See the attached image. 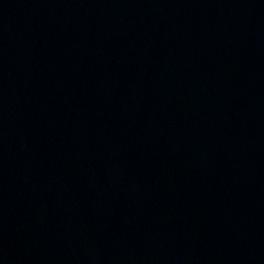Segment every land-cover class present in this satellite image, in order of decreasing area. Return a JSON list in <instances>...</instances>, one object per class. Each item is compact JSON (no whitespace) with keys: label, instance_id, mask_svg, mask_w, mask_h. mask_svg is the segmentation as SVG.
<instances>
[{"label":"water","instance_id":"1","mask_svg":"<svg viewBox=\"0 0 264 264\" xmlns=\"http://www.w3.org/2000/svg\"><path fill=\"white\" fill-rule=\"evenodd\" d=\"M0 264H264V0H0Z\"/></svg>","mask_w":264,"mask_h":264}]
</instances>
